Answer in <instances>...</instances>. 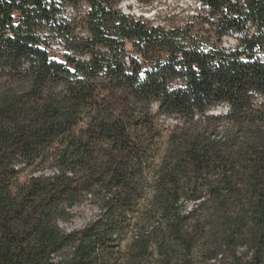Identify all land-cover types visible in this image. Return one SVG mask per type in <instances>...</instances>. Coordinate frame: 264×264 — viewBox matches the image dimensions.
<instances>
[{"label": "trees", "instance_id": "1", "mask_svg": "<svg viewBox=\"0 0 264 264\" xmlns=\"http://www.w3.org/2000/svg\"><path fill=\"white\" fill-rule=\"evenodd\" d=\"M122 1L0 0V264H264V0Z\"/></svg>", "mask_w": 264, "mask_h": 264}, {"label": "rangeland", "instance_id": "2", "mask_svg": "<svg viewBox=\"0 0 264 264\" xmlns=\"http://www.w3.org/2000/svg\"><path fill=\"white\" fill-rule=\"evenodd\" d=\"M119 8L125 14L133 15L135 17H145L154 24L166 25L171 20L183 22V20L190 16L195 11L196 6L192 0H150V3L145 5L137 0H123ZM70 11V15H71ZM185 21V20H184ZM170 24V23H169ZM236 42L231 38H226L223 45L232 47ZM52 45V49L57 52L61 51V47ZM225 110L224 107L212 109L210 113H220ZM169 124L173 123L168 121ZM29 174L24 173L20 176V183H25ZM72 218L67 222H59L60 228L64 232L78 231L83 229L90 223L98 214V210L87 202L78 204L71 209Z\"/></svg>", "mask_w": 264, "mask_h": 264}, {"label": "built area", "instance_id": "3", "mask_svg": "<svg viewBox=\"0 0 264 264\" xmlns=\"http://www.w3.org/2000/svg\"><path fill=\"white\" fill-rule=\"evenodd\" d=\"M53 45H57L56 47L57 48H60V46L58 45V44H53ZM51 49H52V46H51ZM56 49V48H55ZM55 49H52V50H54V51H56ZM62 49V48H61Z\"/></svg>", "mask_w": 264, "mask_h": 264}]
</instances>
